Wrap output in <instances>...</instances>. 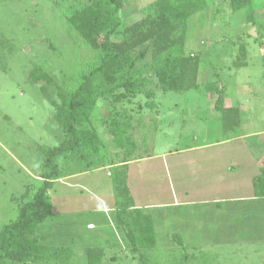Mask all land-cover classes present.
<instances>
[{
	"label": "rangeland",
	"instance_id": "374dc122",
	"mask_svg": "<svg viewBox=\"0 0 264 264\" xmlns=\"http://www.w3.org/2000/svg\"><path fill=\"white\" fill-rule=\"evenodd\" d=\"M86 1L0 0V228L16 217L24 185L38 178V148L63 138L54 108L31 73L41 67L63 85L95 60L63 16L69 5ZM152 1L125 0L120 27L144 16ZM251 6L252 22L246 11L233 12L228 0H207L185 28V54L200 55L201 90L155 88L161 123L146 160L131 164L128 185L137 205L153 215L154 254L164 264L182 263L191 252L188 264H264V198L253 197L251 185L264 166V0ZM209 81L226 88L224 106L239 110L232 129L215 110L216 93L204 91ZM47 90L55 99L50 85ZM134 101L144 104L145 98ZM99 105L92 122L107 142L98 121L107 109ZM101 151L104 163L108 151L104 146ZM108 171L107 165L92 167L56 181L50 190L52 215L36 232L41 243L73 246V264H85L83 251L91 246L105 248L103 264H138L112 219ZM91 220L95 227L87 225ZM173 238L183 240L180 248Z\"/></svg>",
	"mask_w": 264,
	"mask_h": 264
},
{
	"label": "trees",
	"instance_id": "16d2710c",
	"mask_svg": "<svg viewBox=\"0 0 264 264\" xmlns=\"http://www.w3.org/2000/svg\"><path fill=\"white\" fill-rule=\"evenodd\" d=\"M253 1L228 3L233 12L246 11V21L252 22ZM124 3L87 0L69 5L63 13L64 21L93 49L95 60L63 85H56L52 75L41 67L31 73V80L41 83L54 108L63 138L56 146L38 148L42 155L38 178L24 185L16 201V217L0 228V264H71V247L41 243L36 230L52 215L50 190L54 183L102 164L109 166L114 192L112 219L122 230L132 258L138 264H164L160 253L159 258L154 254L157 238L153 215L136 205L129 188L128 162L149 155L150 141L161 123L155 88L162 93L201 90L197 82L200 55L185 54V28L189 18L206 7L207 0H153L144 8V16L122 29L120 11ZM149 75L157 86L149 85ZM49 85L55 99L47 90ZM204 91L216 93L214 107L223 126H237L238 108L223 105L226 88H217L215 81H209ZM139 95L145 98L144 104L134 101ZM100 101L107 112L98 121L109 136L108 144L92 122ZM102 146L108 151L104 163ZM251 185L253 197L264 198V166L252 177ZM172 240L177 243L176 249L181 247V238ZM104 252L101 246L86 247L85 264H103ZM193 257L192 252L186 254L179 264H188Z\"/></svg>",
	"mask_w": 264,
	"mask_h": 264
},
{
	"label": "crops",
	"instance_id": "0c3cea01",
	"mask_svg": "<svg viewBox=\"0 0 264 264\" xmlns=\"http://www.w3.org/2000/svg\"><path fill=\"white\" fill-rule=\"evenodd\" d=\"M226 107H228V106H226ZM216 110V109H215ZM143 160H146L145 159V157L144 158H142V159H139V160H134V161H130V162H128V178H129V169H130V166H131V164L133 163V162H135V161H143ZM108 166V165H107ZM109 167V166H108ZM85 172V171H84ZM84 172H80V173H76V174H73V175H70V176H67L66 178H69V177H71V178H75V177H77V176H79L80 174H83ZM108 174H109V171H108ZM65 179V178H64ZM130 188V187H129ZM130 190H131V188H130ZM134 195V194H133ZM134 197V196H133ZM135 203H136V201H135ZM136 205H137V203H136ZM152 205H149V206H147V208L148 207H151ZM146 207V206H145ZM144 207V208H145ZM146 209V208H145ZM103 210H104V208H103ZM93 224H95L92 220L91 221H88V223H87V225L88 226H92ZM94 227H95V225H93ZM65 246H69V247H71L72 248V257H73V255H74V247L73 246H71V245H65ZM102 247V246H101ZM86 248V247H85ZM84 248V249H85ZM104 248V247H103ZM104 250H105V248H104ZM105 255V254H104ZM118 259V257H116V258H114L113 259V261H116ZM135 260V259H134ZM72 263L71 264H73L74 263V260L72 259Z\"/></svg>",
	"mask_w": 264,
	"mask_h": 264
}]
</instances>
